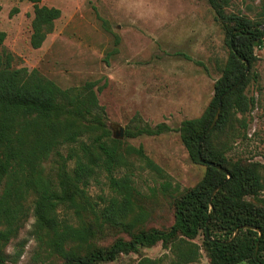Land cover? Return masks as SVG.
I'll return each instance as SVG.
<instances>
[{
	"label": "trees",
	"instance_id": "16d2710c",
	"mask_svg": "<svg viewBox=\"0 0 264 264\" xmlns=\"http://www.w3.org/2000/svg\"><path fill=\"white\" fill-rule=\"evenodd\" d=\"M29 1L34 7L30 44L40 49L62 12L41 5L42 0ZM207 1L226 30L229 55L203 114L184 120L178 129L190 158L200 162L202 155L206 173L194 188L177 197L175 222L167 230L146 228L150 212L137 201L142 195L136 183L137 163L166 179L162 183L165 193L173 188L170 177L142 146L114 138L99 101L102 88L96 90L98 83L62 88L37 69L15 68L11 53L0 56V264L20 257L21 251L11 258L6 249L31 211L34 234L49 258L37 264L111 262L121 254L160 242L173 255L171 264H198L201 247L194 241L200 232L211 264H264V201L256 205L248 200L258 199L264 190L261 164L233 165L226 156L228 149L212 140L214 135L234 137L237 125L241 129L248 126L246 115L254 99L246 95L245 88L256 61L255 48L264 47V25L228 12L231 0ZM5 39L6 33L0 31V44ZM245 61L250 65L247 75ZM242 77L239 88L224 99L220 118L199 149V140L217 113L219 97ZM171 130L164 123L155 129L137 125V132L126 131V137L158 136ZM50 159L53 174H46L44 163ZM209 163L222 166L228 175ZM221 184L210 203L212 192ZM93 185L102 194L92 196L89 187ZM31 196L35 197L32 208L27 204ZM243 226L258 231L241 229L234 238ZM118 232L128 239L117 237L108 246L100 245ZM162 261L142 257L134 264Z\"/></svg>",
	"mask_w": 264,
	"mask_h": 264
},
{
	"label": "rangeland",
	"instance_id": "374dc122",
	"mask_svg": "<svg viewBox=\"0 0 264 264\" xmlns=\"http://www.w3.org/2000/svg\"><path fill=\"white\" fill-rule=\"evenodd\" d=\"M41 5L60 9L62 16L43 46L33 49V3L0 0V31L6 33L0 56L11 53L15 68L37 69L62 88L98 83L96 90L102 88L99 101L106 109L114 138L122 129L121 140L136 148L142 146L173 186L170 192H163L166 179L137 163L136 183L142 193L137 201L150 212L146 228H171L177 197L194 188L206 173L203 163L190 158L178 129L184 120L200 117L214 97V85L229 55L226 30L207 0H42ZM228 12L264 25V0H231ZM255 55L245 88L246 95L254 99L246 115L247 128L237 125L234 137L214 135L212 140L228 149L226 156L233 165L260 163L264 184V47L257 46ZM162 123L172 130L158 136L126 137V131L137 132V125L155 129ZM44 169L53 174L51 159L44 163ZM89 193L95 197L102 189L93 185ZM34 199H28L31 208ZM248 200L260 205L264 190L258 199ZM34 222L31 211L6 249L11 258L19 251L21 255L8 264L49 261L34 234ZM117 237L128 239L118 232L100 245L108 246ZM194 242L201 247L198 264H211L202 232ZM142 257L162 258L161 264H171L173 259L160 242L98 264H134Z\"/></svg>",
	"mask_w": 264,
	"mask_h": 264
},
{
	"label": "water",
	"instance_id": "95a60500",
	"mask_svg": "<svg viewBox=\"0 0 264 264\" xmlns=\"http://www.w3.org/2000/svg\"><path fill=\"white\" fill-rule=\"evenodd\" d=\"M261 29L264 30V26H262ZM237 32H238V31H237ZM245 63H246V75H247V74L249 73V71H250V65H249V63H248L247 61H245ZM244 78H245V77H242V78L238 81V83H237L236 85H234L231 89H229L227 92H225L224 94H222V95L219 97V105H218L217 113H216V115H215V118H214V120H213V123H212L211 127L208 129V131L206 132V134H204V135L202 136V138L199 140V149L201 148V145H202V143H203V141H204L206 135L209 134V133L215 128V126H216V124H217V122H218V120H219V118H220L221 112H222V107H223V101H224V99H225L228 95H230L231 93H233L234 91H236V90L239 88V86L243 83ZM115 138H116V139H122V138H123V130H122V129H120V133H119L118 135H115ZM199 161H200L201 163H203V164L206 163L205 160L202 158V155H201V154H199ZM209 165H210L211 167H214V168H216V169H218V170H220V171H222L223 173H225V174L228 175V171H227L226 169H224L222 166H219V165H217V164H215V163H209ZM230 178H231V177L228 176V179H230ZM222 187H223V184L219 185L218 187H216V188L214 189V191L212 192L211 197H210V203L212 202L213 197L216 195V193H217ZM241 229H251V230L258 231V229L255 228V227H252V226H243V227H240V228L238 229V231L236 232L234 238L237 237V236L239 235ZM207 235H208V237H209L208 229H207ZM260 237H261V233H260ZM258 249H259V243H257V247H256V255H257V253H258Z\"/></svg>",
	"mask_w": 264,
	"mask_h": 264
}]
</instances>
